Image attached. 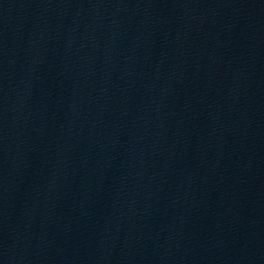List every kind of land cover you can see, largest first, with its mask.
Listing matches in <instances>:
<instances>
[{
	"label": "water",
	"instance_id": "95a60500",
	"mask_svg": "<svg viewBox=\"0 0 264 264\" xmlns=\"http://www.w3.org/2000/svg\"><path fill=\"white\" fill-rule=\"evenodd\" d=\"M0 264H264V0H0Z\"/></svg>",
	"mask_w": 264,
	"mask_h": 264
}]
</instances>
